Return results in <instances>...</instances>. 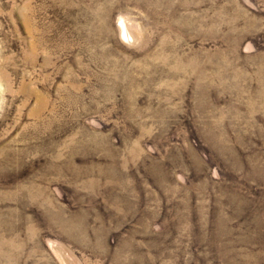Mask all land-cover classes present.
<instances>
[{
	"label": "rangeland",
	"instance_id": "obj_1",
	"mask_svg": "<svg viewBox=\"0 0 264 264\" xmlns=\"http://www.w3.org/2000/svg\"><path fill=\"white\" fill-rule=\"evenodd\" d=\"M0 264H264V0H0Z\"/></svg>",
	"mask_w": 264,
	"mask_h": 264
},
{
	"label": "bare ground",
	"instance_id": "obj_2",
	"mask_svg": "<svg viewBox=\"0 0 264 264\" xmlns=\"http://www.w3.org/2000/svg\"><path fill=\"white\" fill-rule=\"evenodd\" d=\"M124 33H125V36H126V32L124 31Z\"/></svg>",
	"mask_w": 264,
	"mask_h": 264
}]
</instances>
